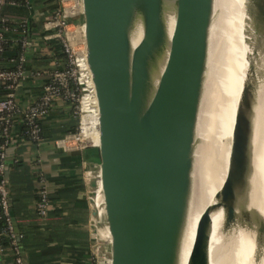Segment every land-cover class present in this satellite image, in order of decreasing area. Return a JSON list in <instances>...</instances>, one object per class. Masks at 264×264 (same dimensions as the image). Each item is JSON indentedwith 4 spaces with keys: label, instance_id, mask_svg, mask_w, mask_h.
<instances>
[{
    "label": "water",
    "instance_id": "95a60500",
    "mask_svg": "<svg viewBox=\"0 0 264 264\" xmlns=\"http://www.w3.org/2000/svg\"><path fill=\"white\" fill-rule=\"evenodd\" d=\"M132 1L75 0L82 52L98 108V163L90 193L97 219L93 204L97 188L102 198L104 229L97 263L172 264L189 186L212 0H178L173 44L181 49L186 43V50L176 70L164 67L144 110L147 59L160 28V0H142L144 38L130 55ZM260 2L264 15V0ZM248 105L247 100L243 114L235 116L229 166L215 194L227 222L235 218V189L245 188L251 170ZM244 211L247 226L255 227L256 241L263 243V217L251 208ZM209 227L205 208L196 224L188 264H209Z\"/></svg>",
    "mask_w": 264,
    "mask_h": 264
},
{
    "label": "bare ground",
    "instance_id": "6f19581e",
    "mask_svg": "<svg viewBox=\"0 0 264 264\" xmlns=\"http://www.w3.org/2000/svg\"><path fill=\"white\" fill-rule=\"evenodd\" d=\"M141 5L142 0L132 1L128 25L130 55L144 38ZM177 17L178 0H160V28L147 59L143 110L164 67L170 65L176 70L183 59L186 43L181 49L173 44ZM88 85L91 92L84 97L83 106L91 109L93 115L83 119L82 138L91 139L97 146L98 108L92 79ZM247 100L251 170L245 188L235 189V218L227 222L225 209L215 194L229 166L235 116L243 114ZM190 155L189 186L172 264H188L196 224L205 208L210 217L209 264H264V242L256 241L255 227L247 226L244 216V210L251 208L264 219V15L260 0H212ZM98 198L99 188L93 204L102 213V198Z\"/></svg>",
    "mask_w": 264,
    "mask_h": 264
},
{
    "label": "crops",
    "instance_id": "0c3cea01",
    "mask_svg": "<svg viewBox=\"0 0 264 264\" xmlns=\"http://www.w3.org/2000/svg\"><path fill=\"white\" fill-rule=\"evenodd\" d=\"M56 6L57 0H33L31 6L26 7L31 31V44L25 51L28 73L60 68L64 63L55 56L57 49L60 53L55 30L45 24L47 15ZM10 54L7 52L5 56ZM30 76L19 89L18 98L22 104L37 98L41 91L40 80ZM72 115L68 102L55 100L42 119V125L56 135L38 143L23 136L21 117L14 120L13 138L5 150V178L9 212L25 264L97 263L94 254L99 249L101 237L90 202L94 173L91 170L85 173L84 169L97 165L98 150L92 145L77 148L65 144L64 137L72 133L61 136L60 128L70 123ZM40 173L51 200L45 218L39 217L35 209ZM12 255L11 250L0 255V264L10 261Z\"/></svg>",
    "mask_w": 264,
    "mask_h": 264
},
{
    "label": "built area",
    "instance_id": "2783aa9c",
    "mask_svg": "<svg viewBox=\"0 0 264 264\" xmlns=\"http://www.w3.org/2000/svg\"><path fill=\"white\" fill-rule=\"evenodd\" d=\"M33 0H22L25 7L29 8ZM75 0H57V6L47 15L45 24L55 30L58 47L66 55V66L47 70H35L28 73L26 69L25 51L29 48L31 40L24 24L28 22L25 17L12 16L0 11V255L7 250L13 253L12 258L5 264H25L20 255L18 235L15 233L9 212L7 180L5 178L6 160L5 150L10 145L12 128L16 117L22 119V134L32 143L41 141V121L47 115L55 100L68 102L72 114L77 120V131L64 137L67 146L83 148L93 145L82 138V122L85 116L93 115L91 109L85 108L84 97L90 94L88 81L91 79L87 61L82 50H77L71 41L69 32L68 3ZM5 5H17L16 0H0V8ZM18 22L23 30L11 28L9 22ZM31 32V31H30ZM48 39V38H47ZM11 52L9 56H5ZM40 80V94L34 100L22 104L18 95L23 81L29 76ZM94 167V166H93ZM91 167V168H93ZM85 167L84 172L91 170ZM38 188L36 190L35 209L39 217L45 218L51 205V200L45 186V179L38 175ZM97 208V207H96ZM98 209V208H97ZM99 235L104 229L102 213L98 209ZM96 238V236H95ZM6 240L5 245L3 241ZM94 258L97 262L98 253ZM95 262V263H96ZM97 264V263H96Z\"/></svg>",
    "mask_w": 264,
    "mask_h": 264
},
{
    "label": "trees",
    "instance_id": "16d2710c",
    "mask_svg": "<svg viewBox=\"0 0 264 264\" xmlns=\"http://www.w3.org/2000/svg\"><path fill=\"white\" fill-rule=\"evenodd\" d=\"M17 5H5L2 8H0V11L6 14H13L14 16L17 17H28V10L27 8L23 5L22 0H16ZM15 12V13H12ZM20 13H24V14H20ZM28 19V18H27ZM9 25L11 26V28L16 29L17 31H21L23 30V28L21 27L22 25H19V23L17 22H9ZM24 29H26L27 34L30 33V21L28 19V22L26 23V25L24 24ZM58 53L55 55L56 57L62 59V61H64V63H62V67L66 66V55L64 54V52L60 49V53H59V49H57ZM58 68V67H57ZM40 70V69H39ZM44 70V69H42ZM73 118H71L70 123L66 126H63L64 128H60L61 130V136H63V134L65 133H75L77 131V120L74 118V116L72 115ZM56 134L52 133V131L48 128H44V125H42V121H41V134H40V138L45 139V138H54ZM3 243L6 245L7 241L4 240ZM19 243V242H18Z\"/></svg>",
    "mask_w": 264,
    "mask_h": 264
},
{
    "label": "rangeland",
    "instance_id": "374dc122",
    "mask_svg": "<svg viewBox=\"0 0 264 264\" xmlns=\"http://www.w3.org/2000/svg\"><path fill=\"white\" fill-rule=\"evenodd\" d=\"M68 8L70 9L68 13L70 15L69 32H70L71 41L77 50H82L83 44H82L81 28L79 26V19L76 13V7L73 6L72 2H70L68 3ZM85 141H89L90 143L93 144V142L89 138H86Z\"/></svg>",
    "mask_w": 264,
    "mask_h": 264
}]
</instances>
